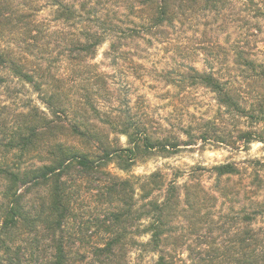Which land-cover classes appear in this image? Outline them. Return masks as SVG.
Wrapping results in <instances>:
<instances>
[{
	"label": "trees",
	"instance_id": "1",
	"mask_svg": "<svg viewBox=\"0 0 264 264\" xmlns=\"http://www.w3.org/2000/svg\"><path fill=\"white\" fill-rule=\"evenodd\" d=\"M225 1L133 0L129 9L154 33L186 15L218 14ZM107 2L0 0V84L15 78L42 104H25L10 127L0 104V264H264V155L197 167L183 183L165 180L160 170L128 177L110 170L175 153L182 141L174 133L155 136L146 117L124 110L103 121L126 136L121 146L92 122L99 111L89 92L68 97L81 81L91 89L107 81L89 61L108 37H115L109 44L115 51L138 33L120 27ZM44 7H52L50 19L39 17ZM200 44L211 56L214 46ZM205 61V70L188 65L182 81L208 88L240 124L235 134L203 131L201 141L264 146V94ZM181 132L184 144L195 141ZM205 173L213 176L211 191L200 182ZM223 177L236 180L224 185ZM240 193V207L231 204L216 220L213 209L203 211L217 195ZM148 254L155 257L145 261Z\"/></svg>",
	"mask_w": 264,
	"mask_h": 264
},
{
	"label": "rangeland",
	"instance_id": "2",
	"mask_svg": "<svg viewBox=\"0 0 264 264\" xmlns=\"http://www.w3.org/2000/svg\"><path fill=\"white\" fill-rule=\"evenodd\" d=\"M132 2L108 0L105 4L107 12L120 27H132L138 31L135 38L122 39L115 51L109 49L115 37H108L98 47L96 57L89 61L91 70L103 73L107 81L102 82L101 87L96 85L99 87L97 90H94L96 86L91 89L87 81H81L68 90V97L75 98L85 90L89 92L99 111L98 118L91 116L94 118L92 122L103 126L108 138L121 146L127 145L126 136L111 132L103 121L111 120L124 110L146 117L155 136L174 133L182 142L175 153L167 156L159 153L147 155L129 171H122L113 164H110V170L122 177L132 174L143 176L160 170L165 180L183 183L192 178V171H199L195 169L197 167L262 157L264 146L259 141L246 147H235L212 136L207 142L201 141L199 136L203 131H232L235 134L240 123L238 118H232L225 112L208 88L190 86L182 81L181 74L188 65L198 70L208 69L205 66L207 58L222 77L229 78L238 86L242 85V88L246 86L252 94L263 95L264 0H255L254 5L245 0H226L218 14L197 12L186 15L173 26L155 30L154 33L139 26L142 25L141 21L129 9ZM51 10L52 7H44L39 17L50 19ZM203 39L214 46L211 56L203 51L200 44ZM238 51H242L241 58ZM30 101L42 106L36 92L27 84L23 85L9 76L7 81L0 84L2 114L9 127L13 125L14 115L25 109L24 105ZM183 129L193 133L195 141L191 144H184L187 136L181 132ZM234 180L235 177L222 178L224 185ZM200 182L211 191L213 176L205 173ZM228 196L217 195L216 200L212 201L214 206L203 207V211L213 209L215 219L219 213H225L231 204L238 208L243 203L242 193ZM135 256V253L131 254L132 258ZM152 257L155 255L148 254L144 259L147 261Z\"/></svg>",
	"mask_w": 264,
	"mask_h": 264
}]
</instances>
